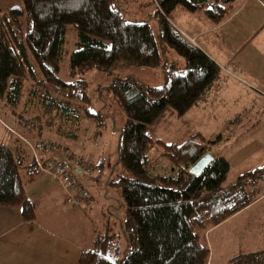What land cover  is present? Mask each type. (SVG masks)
Returning a JSON list of instances; mask_svg holds the SVG:
<instances>
[{"label":"trees","instance_id":"obj_1","mask_svg":"<svg viewBox=\"0 0 264 264\" xmlns=\"http://www.w3.org/2000/svg\"><path fill=\"white\" fill-rule=\"evenodd\" d=\"M21 1L22 8L0 9V97L12 107L23 102V109L32 113L23 119L35 129L26 136L5 123L14 137L0 140V204H19L24 220L34 218L25 184L56 159L38 154L36 148H46L41 144L49 141L50 147L63 149L72 144L75 151L81 149V154H73L91 157L88 142L79 141L87 128L83 121L96 123V139L106 118L90 107L86 71L110 73L124 65H162L165 82L160 86L131 76L115 77L110 85L126 115L118 141L119 161L126 173L117 181L125 206L121 225L125 242L118 254L108 227L92 248L82 250L78 264H209L207 233L264 195L260 190L264 165L227 184L231 163L224 156L215 155L199 174L176 170L177 165L194 163L209 152L214 141L200 130L181 142L165 141L154 133L158 122L182 116L202 102L222 75L219 63L197 40L191 42L176 27L173 13L178 8L203 9L213 24L220 25L234 12L236 0H150L155 4L158 37L149 22L126 18L125 0ZM70 24L77 41L69 58L73 78L66 80L58 71ZM163 42L184 57V64H167ZM155 143L169 162L152 174L156 162L150 150ZM249 255L234 257L233 263L257 264Z\"/></svg>","mask_w":264,"mask_h":264},{"label":"rangeland","instance_id":"obj_2","mask_svg":"<svg viewBox=\"0 0 264 264\" xmlns=\"http://www.w3.org/2000/svg\"><path fill=\"white\" fill-rule=\"evenodd\" d=\"M11 1L5 4L6 0H0V4L4 3V6L0 5V7L2 9L13 8L15 5L23 7L21 0ZM123 7L127 19L149 22L155 36L158 37L159 24L155 17V4L150 0H125ZM234 9L229 18L220 25L213 24L203 9L187 12L178 8L173 13L172 20L176 27L191 42L197 39L210 56L213 55L223 64L227 62L233 66V63H229L233 60L238 66L236 75L241 76L243 81L233 77L229 80L228 76L225 86L227 89L219 90L220 92L217 93L216 90L210 92L215 93L210 94V98L215 99L217 106L212 102L204 104V109L195 108L182 116L171 115L156 124L154 133V137L165 141L181 142L194 130H200L208 140L214 141L210 143L209 152L224 156L231 163L225 184L233 182L240 175L233 171L234 160L247 155L256 146L264 145V98L261 105L255 106L258 98L264 97V91L246 73L250 72L254 76L264 78V0H236ZM194 35H198L197 38H191ZM76 41V29L70 24L67 27L64 55L58 71V74L66 80L73 78L70 75L69 58ZM160 47L164 58L168 61L167 64L171 61L184 64V57L173 46L163 42L160 43ZM84 76L87 79V91L91 98L90 107L93 111L103 114L106 122L101 127L99 137L94 139L96 123L88 119L84 120L83 124L87 128L82 130L79 141L88 142L86 151L90 152L92 163L102 160L103 166L100 169L93 167L92 164L90 172L81 171L77 173V177L87 187L95 183L94 177L98 178L99 193L90 205L92 208L88 206L86 219L95 220L99 234L106 232V229H102L103 225L110 227V234L113 235L111 245L112 248L115 244L118 245L119 254L122 253L125 242L121 226L125 216V206L117 181L126 170L119 161L118 141L126 115L115 100L110 85L115 77L131 76L148 85L160 86L165 82V71L162 65L132 64L121 66L110 73L92 68L86 71ZM23 108V102L12 107L0 97V140L7 141L12 137V134L4 128L2 124L4 122L9 123L23 135L33 134L34 126L27 127L29 122L23 119L32 113L29 109L25 111ZM20 113L23 115L22 118L19 117ZM36 150L38 154L46 152L48 156L54 158L69 159L67 153L55 147L36 148ZM76 150L81 154L80 148ZM161 152L162 146L159 143H155L150 150V154L156 158V163L166 165L169 160ZM161 167H153L151 173H159ZM167 174H170V169H167ZM260 187V190H264V178ZM110 204L113 214L110 212ZM90 224L92 222L83 223L80 233L84 234L85 228L87 229ZM82 234H77L81 240H83ZM206 242L210 249L209 264H235L234 257L246 254L254 257L257 264H264V199L255 201L239 215L227 219L222 226L210 230L206 235Z\"/></svg>","mask_w":264,"mask_h":264},{"label":"crops","instance_id":"obj_3","mask_svg":"<svg viewBox=\"0 0 264 264\" xmlns=\"http://www.w3.org/2000/svg\"><path fill=\"white\" fill-rule=\"evenodd\" d=\"M11 2V0H6L4 3L8 4ZM4 3L0 5L4 6ZM14 7L20 8L17 5ZM0 9L2 8L0 7ZM197 36L194 35L191 38L195 39ZM215 60L223 67H221L222 75L220 76L218 84L213 86L202 102L194 105L188 112L193 111L195 108L204 109V104L212 102L217 106V103L214 102L215 99L211 100L210 94L227 89L225 86L227 85L228 76L229 80L233 77L243 81L241 76L236 75L238 72L235 71H237L238 66L235 65L233 60L229 61V63H233V66L227 62V64H223L216 58ZM246 73L264 91V78L254 76L250 72ZM212 90H216V92L210 93ZM263 98H258L255 106L261 105ZM5 123L2 124L6 129L7 124ZM69 145L70 148L68 149H63L62 147L57 149L68 155H72L75 147L72 144ZM75 152L77 153V150ZM42 155L48 156L46 152L42 153ZM234 161L233 171L239 174L264 165V145L256 146L247 155ZM93 165L101 169L103 166L102 160H97ZM90 178L88 179L92 181L93 178ZM94 182L96 184L94 183L90 187H87L83 183L88 188L90 196L83 205L73 206L66 200L67 194L65 188L50 173L43 170L42 175L37 179L25 184L26 194L31 200L35 211L32 220H24L21 205L0 204V264H78L82 250L92 248L94 241L99 235L95 220L89 218L90 220L87 221L86 219L87 208L94 202L96 194L99 193V181L97 177H94ZM258 199L255 201L258 202L264 199V195ZM255 201L244 209L251 207ZM111 209L112 206L110 204V212ZM240 212L233 216L239 215ZM111 213L113 214V212ZM226 220L210 230L222 226ZM87 222H92V224L87 225L88 227L87 229L85 228L84 234L80 233L82 232V224ZM102 229H108V226L103 225ZM77 234H82L83 240L79 239Z\"/></svg>","mask_w":264,"mask_h":264},{"label":"built area","instance_id":"obj_4","mask_svg":"<svg viewBox=\"0 0 264 264\" xmlns=\"http://www.w3.org/2000/svg\"><path fill=\"white\" fill-rule=\"evenodd\" d=\"M42 146L49 148L50 142L47 141ZM40 145V146H41ZM69 159H52L42 169L50 173L66 190V200L73 206H81L89 198L90 192L88 188L79 180L77 173L81 171H91V157H82L79 154L68 156ZM192 163H181L176 166V170L189 171ZM155 166L165 167L163 163H156ZM80 170L78 172L77 170ZM174 177V176H173Z\"/></svg>","mask_w":264,"mask_h":264},{"label":"water","instance_id":"obj_5","mask_svg":"<svg viewBox=\"0 0 264 264\" xmlns=\"http://www.w3.org/2000/svg\"><path fill=\"white\" fill-rule=\"evenodd\" d=\"M214 156V153L206 152L192 164L189 171L193 174L201 173L203 168L214 158ZM77 171L80 172L79 169Z\"/></svg>","mask_w":264,"mask_h":264}]
</instances>
